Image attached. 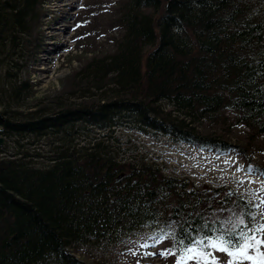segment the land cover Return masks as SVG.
I'll return each instance as SVG.
<instances>
[{"label": "trees", "instance_id": "trees-1", "mask_svg": "<svg viewBox=\"0 0 264 264\" xmlns=\"http://www.w3.org/2000/svg\"><path fill=\"white\" fill-rule=\"evenodd\" d=\"M49 1L0 0V73L14 98L30 85L18 72L38 54ZM115 23L122 32L109 54L67 73L65 96L40 114L12 121L0 109V134L132 123L225 152L236 145L200 127L230 112L264 143V0H126ZM61 145L46 166L0 154V264H88L75 253L90 243L155 225L182 235L256 210L223 186L119 163L99 143Z\"/></svg>", "mask_w": 264, "mask_h": 264}, {"label": "rangeland", "instance_id": "rangeland-1", "mask_svg": "<svg viewBox=\"0 0 264 264\" xmlns=\"http://www.w3.org/2000/svg\"><path fill=\"white\" fill-rule=\"evenodd\" d=\"M125 1L50 0L41 18L43 35L38 54L33 64L18 72V77L27 78L30 84L27 91L14 98L10 95L9 80L0 73V109L5 115L16 121L40 114V106L48 99L63 95L60 81L67 73L78 69L89 56L109 54L122 32L115 20ZM222 117L220 125L204 123L200 130L224 135L226 141L236 145L225 152L138 129L132 123L114 125L103 131L80 122L64 131H47L42 136L2 133L0 154L9 157L15 154L28 165L46 166L59 144H70L78 150L99 143V149L119 163L149 165L166 176L186 179L197 188L223 186L248 202H256L255 194L264 198V191H260L264 188V176L247 175L244 169L264 165V143L259 137L250 139L249 130L232 113L224 112ZM241 179L244 184L238 183ZM164 233L170 230L155 225L118 240L103 239L86 248L82 246L84 251L75 256L88 264H174L175 256L161 255L171 247V239L155 242V237Z\"/></svg>", "mask_w": 264, "mask_h": 264}, {"label": "snow or ice", "instance_id": "snow-or-ice-1", "mask_svg": "<svg viewBox=\"0 0 264 264\" xmlns=\"http://www.w3.org/2000/svg\"><path fill=\"white\" fill-rule=\"evenodd\" d=\"M244 171L247 175L255 174L252 166ZM238 183L245 181L241 179ZM255 195L256 202H249L255 211L233 213L213 225L202 226L199 231L189 229L182 235L164 233L155 237L156 243L172 240L171 247L161 255L175 256L174 264H264V198Z\"/></svg>", "mask_w": 264, "mask_h": 264}, {"label": "water", "instance_id": "water-1", "mask_svg": "<svg viewBox=\"0 0 264 264\" xmlns=\"http://www.w3.org/2000/svg\"><path fill=\"white\" fill-rule=\"evenodd\" d=\"M0 144H1V139H0ZM121 176H122V174H120L119 176H117V177L115 178V180L119 179Z\"/></svg>", "mask_w": 264, "mask_h": 264}, {"label": "bare ground", "instance_id": "bare-ground-1", "mask_svg": "<svg viewBox=\"0 0 264 264\" xmlns=\"http://www.w3.org/2000/svg\"><path fill=\"white\" fill-rule=\"evenodd\" d=\"M59 23H60V22H59ZM59 25H60V24H58L56 27H59ZM55 35H57V34H56V33H55V34H53V36H52V37H54Z\"/></svg>", "mask_w": 264, "mask_h": 264}]
</instances>
